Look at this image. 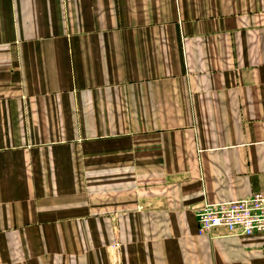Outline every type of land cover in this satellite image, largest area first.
<instances>
[{"label":"crops","instance_id":"0c3cea01","mask_svg":"<svg viewBox=\"0 0 264 264\" xmlns=\"http://www.w3.org/2000/svg\"><path fill=\"white\" fill-rule=\"evenodd\" d=\"M259 191L264 0H0V264H264Z\"/></svg>","mask_w":264,"mask_h":264},{"label":"built area","instance_id":"2783aa9c","mask_svg":"<svg viewBox=\"0 0 264 264\" xmlns=\"http://www.w3.org/2000/svg\"><path fill=\"white\" fill-rule=\"evenodd\" d=\"M196 211L198 235H213L218 228L233 236L264 232V191L238 200L204 203ZM119 246L120 243L115 242L111 249L115 251Z\"/></svg>","mask_w":264,"mask_h":264}]
</instances>
